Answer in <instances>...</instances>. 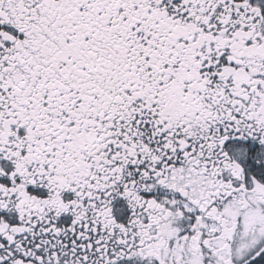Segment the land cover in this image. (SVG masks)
Masks as SVG:
<instances>
[{
    "label": "snow or ice",
    "instance_id": "snow-or-ice-1",
    "mask_svg": "<svg viewBox=\"0 0 264 264\" xmlns=\"http://www.w3.org/2000/svg\"><path fill=\"white\" fill-rule=\"evenodd\" d=\"M0 264H264V0H0Z\"/></svg>",
    "mask_w": 264,
    "mask_h": 264
}]
</instances>
